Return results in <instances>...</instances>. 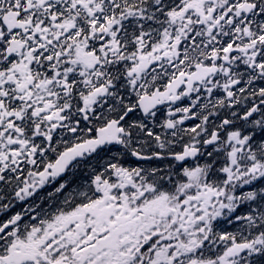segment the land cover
Instances as JSON below:
<instances>
[{
    "label": "snow or ice",
    "instance_id": "obj_1",
    "mask_svg": "<svg viewBox=\"0 0 264 264\" xmlns=\"http://www.w3.org/2000/svg\"><path fill=\"white\" fill-rule=\"evenodd\" d=\"M0 264H264V0H0Z\"/></svg>",
    "mask_w": 264,
    "mask_h": 264
}]
</instances>
